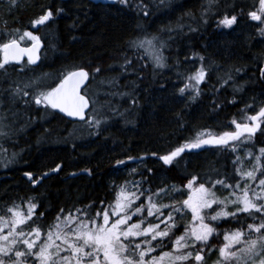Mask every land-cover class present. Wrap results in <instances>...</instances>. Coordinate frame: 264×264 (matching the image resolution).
Returning a JSON list of instances; mask_svg holds the SVG:
<instances>
[{
    "label": "trees",
    "instance_id": "1",
    "mask_svg": "<svg viewBox=\"0 0 264 264\" xmlns=\"http://www.w3.org/2000/svg\"><path fill=\"white\" fill-rule=\"evenodd\" d=\"M253 1L219 0L212 12L203 16L207 0H164L163 3L145 0L149 4V15L145 17L131 4L126 7L118 2L16 0L15 6H11L10 0H0V31L30 29L44 8L64 9L54 22L37 28L45 43L41 63L27 65L18 73L14 71L18 67H10L14 78L39 76L45 78L46 84L54 85L66 72L84 68L90 73L89 94L95 95L99 105L118 106L123 113L114 115L103 108L106 122L96 135L95 129L89 127L75 129L76 123L52 109L45 111L34 104L21 108L17 104L29 120L18 119L16 126L21 131L6 142L0 141L7 149L3 155L11 162L5 165V170L0 169V208L13 202L23 206V201L36 197L37 215L44 213L39 224L47 229L61 208L67 212L91 204L95 210L101 201L113 202L117 193L115 186L125 181H139V173L146 176L153 190L166 185L183 190L193 175L202 177L213 168L232 173L234 154L217 147L188 152L181 157L185 162L179 166H166L151 153L165 155L199 130L220 133L231 129L230 120L235 117L239 121L240 110L246 104L256 108L264 104V78L260 76L264 43L247 21ZM241 8L244 15H238L233 30L217 27L224 13L238 14ZM145 34L167 41L168 67L156 69L143 52V59H133L132 68L123 73L120 64L125 54L129 58L135 55L128 42ZM193 53L205 57L206 67L212 65L206 82L200 85L201 95L194 101L187 93L181 96L178 92L185 82L183 76L199 67L198 57L185 59ZM141 63L145 67L141 68ZM97 66L100 73L94 72ZM225 72H231L234 79L221 87L220 78ZM110 77H118L116 90L128 95H105L112 88L101 82ZM234 85H242L243 90L234 91ZM94 90L100 91V95L94 94ZM133 98L137 100L136 105L130 103ZM117 99L123 102L116 105ZM232 99L236 100L235 104L229 103ZM213 101L222 106L216 109ZM263 136L258 141L263 142ZM129 156L145 159L128 161L119 168L115 166L116 160ZM57 164L62 165L60 171L51 172ZM133 168L137 174L131 173ZM89 169L91 174L86 171ZM148 169L152 170L151 174ZM25 172L33 173L34 177L45 172L49 175L34 187ZM185 194L172 195L176 200H183ZM162 202L170 200L166 198ZM189 220L186 214L180 221L181 227ZM222 226L232 229L239 225L226 222ZM219 239L215 237L211 243L218 247Z\"/></svg>",
    "mask_w": 264,
    "mask_h": 264
},
{
    "label": "snow or ice",
    "instance_id": "2",
    "mask_svg": "<svg viewBox=\"0 0 264 264\" xmlns=\"http://www.w3.org/2000/svg\"><path fill=\"white\" fill-rule=\"evenodd\" d=\"M116 2L126 7L131 4L143 16L149 15V4L145 0ZM15 3L16 0H10L11 6ZM218 3L219 0H207L202 15L210 14ZM63 12V8L54 10L46 7L32 21V27L54 22L55 17ZM238 15H244L243 8L238 14L224 13L217 21V27L232 28L238 23ZM247 16L259 23L258 32L264 36V0H254ZM203 22L207 23V20ZM128 44L135 50V55L129 58L125 54L120 64L123 73L132 68L133 59H143V52L150 53V62L156 69L168 67V57L164 55L168 44L160 36L137 37ZM42 47L41 37L33 31H0V141L6 142L21 131L16 126L17 120H29L21 108L33 104L45 111L59 110L68 117L78 118L85 126L95 129L96 135L100 134L101 126L106 122L101 114L102 108L123 115L117 106L108 103L101 106L95 95L82 92L90 79V73L84 68L66 72L54 85L46 84L45 78L39 76L23 80L14 78L9 67L20 65L19 71L23 72L24 66L36 65L41 58ZM197 57L199 67L184 75L185 82L178 88L181 96L187 93L192 101L201 95L200 85L206 82L212 69L211 64L205 66V57L197 53L185 59ZM143 67L145 65L141 63ZM100 71L98 66L94 69L95 73ZM260 76L264 78V67ZM220 79V86L224 87L234 77L231 72H225ZM101 83H107L112 88L105 95H128L116 90L119 87L118 77H110ZM242 90V85H234V91ZM130 103L136 105L137 100L133 98ZM229 103L235 104L236 100L232 99ZM17 104L21 108H17ZM221 106L215 104L216 109ZM248 109H252L254 114H249ZM240 112L239 121L233 117L229 122L234 130L216 133L203 129L165 155L151 153L171 166L185 152L215 146L234 154L233 173L213 168L210 174L203 177L193 175L183 190L175 185L153 190L146 176L139 173V181H125L115 186L117 193L113 202L101 201L95 210L91 204L67 212L61 208L55 222L47 229H42L39 224L44 213L41 211L37 215L39 203L36 197L23 201V206L13 202L0 208V264H208L207 257L212 251L218 254L215 264H264V147H259L256 153L248 147H254L257 132L264 135V104L258 108L246 104ZM241 150L244 151V159L254 161L247 169L243 167L239 154ZM0 152H7L2 143ZM136 159L143 161L145 157L118 159L115 166L119 168ZM61 167L57 164L50 171L59 172ZM86 171L91 174L90 169ZM151 171L147 170L149 174ZM131 173L137 174L136 169L133 168ZM24 175L35 187L49 173L39 177H34L31 172ZM218 190L226 195L221 198L217 195ZM183 192L187 193V198L183 200H176L172 195ZM166 198L169 203L162 202ZM188 213L190 220L181 227L180 221ZM221 221L239 226L221 232ZM213 237H222L223 242L218 248L210 243ZM166 248L169 250L166 251Z\"/></svg>",
    "mask_w": 264,
    "mask_h": 264
},
{
    "label": "rangeland",
    "instance_id": "3",
    "mask_svg": "<svg viewBox=\"0 0 264 264\" xmlns=\"http://www.w3.org/2000/svg\"><path fill=\"white\" fill-rule=\"evenodd\" d=\"M94 1H96V0H94ZM168 1V0H167ZM228 14V13H227ZM248 22H249V24H250V26L251 27H253L252 25H255V24H253V23H251L250 22V20H247ZM237 26V24L236 25H234L232 28H224L223 27V30L224 31H228V30H233L235 27ZM260 27V26H259ZM37 28L38 27H36V28H33L32 26H31V28L30 29H26V30H30V31H33L34 32V34H37V35H39L40 36V33H38L37 32ZM6 29V28H5ZM5 29H1V30H5ZM253 29H255V28H253ZM7 31V30H6ZM255 31H256V29H255ZM144 36H148L149 38L151 37L150 35H148V34H145V35H143L142 37H144ZM257 36H258V38L259 39H261V42L263 41V43H264V36H262V35H260L259 34V32H258V30H257ZM41 37V36H40ZM163 39V38H162ZM42 41H43V39H41ZM164 40V39H163ZM168 48V47H167ZM167 48L165 49V50H167ZM146 53V55L149 57V59H150V53H148V52H145ZM164 55H165V52H164ZM166 56V55H165ZM21 66H19L18 68H16L14 71L15 72H19V68H20ZM27 66H24V70H25V68H26ZM28 79V78H27ZM84 91H86V90H84ZM95 91V90H94ZM87 92L89 93V90L87 89ZM94 94H97L98 96L100 95V91H95L94 92ZM90 95V94H89ZM111 102H113L112 100H110ZM117 103H116V105H119V103L120 102H123V100H120V99H117ZM113 106V105H112ZM118 107V106H117ZM119 108V107H118ZM258 108V107H257ZM103 109V108H102ZM119 111H120V108H119ZM111 112V111H110ZM251 113H253V111L251 110ZM101 114H104L103 113V111H102V113ZM111 114V113H110ZM117 114V113H116ZM115 115V114H114ZM114 115H110V117L111 116H114ZM75 129H83V128H86L87 126H85L84 125V122H83V124H75ZM234 128H229V129H227V130H233ZM225 130V129H224ZM224 130H222V131H224ZM200 131V130H199ZM195 136V135H194ZM193 136V137H194ZM193 137H191V138H193ZM260 137V135L258 136V138ZM191 138H189V139H191ZM263 139H264V136H263ZM257 140H261V139H257ZM264 142V141H263ZM263 142L261 143L262 144V146L264 147V145H263ZM219 149V148H218ZM211 150H215V148H211ZM257 152V150L255 151V153ZM3 153L4 152H0V166H3V165H9L11 162H9V160H8V158H6L4 155H3ZM185 154H188V153H184L183 155H185ZM240 156H241V158L243 159V167L245 168V169H247L248 167H250V165L252 164V163H254V161H252V160H248V159H244V151L243 150H241L240 151ZM210 156H212V155H210ZM235 158V157H234ZM181 162H185V160L183 161V160H181V157L180 158H178V161H174L173 162V164L172 165H178L179 166V164L181 163ZM166 166H168V165H166ZM187 166V165H186ZM185 166V167H186ZM2 169H5V167H3ZM139 171V170H138ZM221 172H224V173H229V174H231V171H229V170H224V169H221L220 170ZM233 173V172H232ZM208 174H210V172L208 173ZM204 175H202V177H203ZM217 195L218 196H220L221 198L224 196V195H226V193L225 192H223V191H217ZM185 198H187V193L185 194V196H184ZM185 198H183V199H185ZM189 215V214H188ZM135 219V218H134ZM207 259H208V264H215V262L217 261V259H218V254H217V252L216 251H212L209 255H208V257H207ZM210 262V263H209Z\"/></svg>",
    "mask_w": 264,
    "mask_h": 264
},
{
    "label": "water",
    "instance_id": "4",
    "mask_svg": "<svg viewBox=\"0 0 264 264\" xmlns=\"http://www.w3.org/2000/svg\"><path fill=\"white\" fill-rule=\"evenodd\" d=\"M101 1H111V0H101ZM41 50H42V48L40 49V53H41ZM39 53V54H40ZM41 57V56H40ZM41 59V58H40ZM40 63V60L38 61V63L37 64H39ZM36 64V65H37ZM264 67V66H263ZM89 82V81H88ZM88 82L86 83V85L84 86V88L88 85ZM84 88H82V92H83V89ZM58 113H60L61 115H64L65 117H67V118H69L70 120H72V121H80L78 118H75V117H68L65 113H62V112H60L59 110H56ZM200 150V149H199Z\"/></svg>",
    "mask_w": 264,
    "mask_h": 264
},
{
    "label": "flooded vegetation",
    "instance_id": "5",
    "mask_svg": "<svg viewBox=\"0 0 264 264\" xmlns=\"http://www.w3.org/2000/svg\"><path fill=\"white\" fill-rule=\"evenodd\" d=\"M259 135H260V132H257L255 140H254V147L252 145L248 146V147H251L252 150H257L259 147H263L262 144H261L262 142L257 140L258 139L257 136H259Z\"/></svg>",
    "mask_w": 264,
    "mask_h": 264
},
{
    "label": "bare ground",
    "instance_id": "6",
    "mask_svg": "<svg viewBox=\"0 0 264 264\" xmlns=\"http://www.w3.org/2000/svg\"><path fill=\"white\" fill-rule=\"evenodd\" d=\"M89 81H90V79H89ZM88 84H89V82H88ZM186 153H188V152H186ZM161 161V160H160Z\"/></svg>",
    "mask_w": 264,
    "mask_h": 264
}]
</instances>
